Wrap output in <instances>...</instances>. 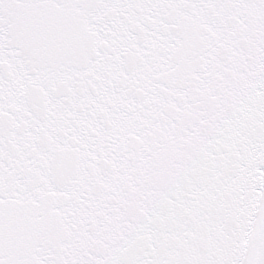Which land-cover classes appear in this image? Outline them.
Instances as JSON below:
<instances>
[{
    "label": "snow or ice",
    "instance_id": "6c2138e0",
    "mask_svg": "<svg viewBox=\"0 0 264 264\" xmlns=\"http://www.w3.org/2000/svg\"><path fill=\"white\" fill-rule=\"evenodd\" d=\"M0 264H264V0H0Z\"/></svg>",
    "mask_w": 264,
    "mask_h": 264
}]
</instances>
